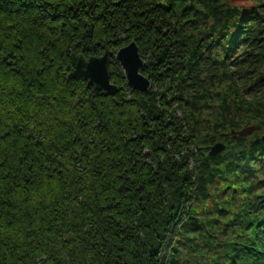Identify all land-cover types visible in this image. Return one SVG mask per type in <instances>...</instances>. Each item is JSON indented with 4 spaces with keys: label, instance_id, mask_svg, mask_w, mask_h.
I'll use <instances>...</instances> for the list:
<instances>
[{
    "label": "trees",
    "instance_id": "trees-1",
    "mask_svg": "<svg viewBox=\"0 0 264 264\" xmlns=\"http://www.w3.org/2000/svg\"><path fill=\"white\" fill-rule=\"evenodd\" d=\"M0 264H264V0H0Z\"/></svg>",
    "mask_w": 264,
    "mask_h": 264
},
{
    "label": "water",
    "instance_id": "water-1",
    "mask_svg": "<svg viewBox=\"0 0 264 264\" xmlns=\"http://www.w3.org/2000/svg\"><path fill=\"white\" fill-rule=\"evenodd\" d=\"M110 55L109 51H105L100 57L92 56L87 59L82 54L72 53L71 75L84 79L88 86H93L95 91L113 94L117 87L109 79L107 64ZM115 60L121 65L128 86L144 92L149 90L150 81L140 73V70L143 68V60L134 41L120 48L115 55ZM256 129L257 127L252 126L232 131V138L247 137ZM224 149L225 146L223 144H215L210 154L216 155Z\"/></svg>",
    "mask_w": 264,
    "mask_h": 264
},
{
    "label": "rangeland",
    "instance_id": "rangeland-1",
    "mask_svg": "<svg viewBox=\"0 0 264 264\" xmlns=\"http://www.w3.org/2000/svg\"><path fill=\"white\" fill-rule=\"evenodd\" d=\"M73 53H76V54H80V53H78V52H73ZM72 54V53H71ZM82 54V53H81ZM101 55H103V52L102 53H99V52H97L94 56H101ZM88 57H90V56H88ZM87 57V58H88ZM144 58V57H143ZM144 60L146 61V59L144 58ZM118 65V64H117ZM109 73H111V72H113V75H115L116 74V76L118 75V68H116L115 69V73H114V69L113 70H111V69H109V71H108ZM110 75V74H109ZM144 75V74H143ZM147 79H149L146 75H144ZM241 82L243 83V82H245V81H243L242 79H241ZM247 82H250V81H247ZM213 95H217L215 92H213L212 93V96ZM253 95H251V94H248V97L249 98H251ZM127 98H129V95L127 96ZM210 112H211V110L210 109H202L201 110V112H200V114H201V116H202V118H203V121L202 122H200V124L198 125V128L199 129H203L204 127H205V125H206V119L207 118H210V117H212V115L210 114ZM176 114H177V117L178 118H182V117H184L183 116V114L181 113V111L179 110V111H177L176 112ZM189 115L188 114H186V117H188ZM252 126H255V125H247V126H245V127H243V128H246V127H252ZM242 128V129H243ZM204 133V132H203ZM143 158H144V161H147V159H148V156H149V151L148 150H146V151H144V154H143ZM149 162V161H148ZM193 166V159H191L190 160V168ZM212 190V195L214 196L215 194H216V191L214 190V189H211Z\"/></svg>",
    "mask_w": 264,
    "mask_h": 264
}]
</instances>
